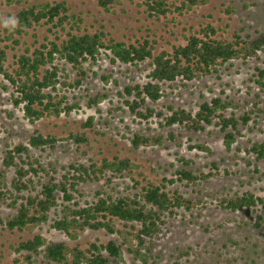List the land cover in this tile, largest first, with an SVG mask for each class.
<instances>
[{"label":"trees","instance_id":"1","mask_svg":"<svg viewBox=\"0 0 264 264\" xmlns=\"http://www.w3.org/2000/svg\"><path fill=\"white\" fill-rule=\"evenodd\" d=\"M7 1L25 5L17 13V24L12 25L13 30L4 37L12 40V44L0 45V89L10 92V101L21 108L24 118L29 121L68 116L79 110L81 96L78 91H89L90 78L98 76L95 66L106 56L112 64L136 67L148 64L145 82H130L119 92L124 104L122 109L129 111L139 123L157 118L162 127L170 128L167 137L134 132L130 137L134 149L176 140V134L171 130L175 126L201 132L206 126L215 125L223 134L225 148L230 151L249 126L253 111L239 115L233 100L222 96L199 103L196 110L167 104L165 111L152 104L166 96L165 84L178 80L187 88L194 80L213 75L220 77L227 63L232 65L237 60L246 62L258 58L264 52V32L253 37L247 32L243 35L244 28H240L231 38L218 37L216 28L209 24L186 35L184 44H174L171 50L156 53L155 41L148 38L127 42L105 28L93 32L82 30V18L72 11L66 0ZM207 1L140 0L138 4L145 6L150 17L161 19L175 13L183 15ZM97 3L110 12L120 6L122 0H97ZM228 11L232 12L233 8ZM38 26H48L54 39L48 37L35 46L23 41L26 47L15 52L13 61L9 62V49H20L17 47L21 40ZM4 39L0 34V44ZM112 77L111 73L101 75L105 84ZM250 80L263 90L264 67H256ZM113 82L118 84L117 79ZM107 96L101 92L88 93L87 106L97 107ZM258 110L264 112L262 108ZM92 119L89 117L84 125L90 126ZM66 139H72L80 146L90 142L85 132H70ZM60 141L55 135H45L37 130L28 139V144L21 142L7 151L4 167L0 168V225L12 232L32 231L49 225L71 240L86 229L104 230L117 238L104 243L93 241L84 248L79 243L71 245L65 240H48L36 234L22 240L16 248L27 264H34L38 255L49 264H115L123 257L124 246L135 261L149 264L153 260L154 238L164 232L168 217L186 212L193 215L207 206L202 198L194 199L174 186L176 183L196 185L216 175L212 170L194 169L193 159L179 156L177 159L182 165L172 177L163 176L154 181L141 172L139 175L145 182L141 185L142 182L133 175L140 165L130 156L103 157L101 161L90 158L88 162L76 159L61 165L58 170L51 162L43 163L35 153L31 155L32 148L55 150ZM188 147L212 153L211 146L205 143L190 142ZM245 152L253 156L256 163L263 161L264 139L249 141ZM213 166L218 169L217 163ZM256 167L258 172L257 164ZM12 169L14 174L10 179L8 175ZM121 178H130L133 184H127L129 192L115 193L112 184ZM92 182H100L102 187L94 192L93 198L83 201L81 197L87 194L81 188ZM258 205L264 206V195L252 190L219 198V207L231 212L254 211ZM231 242L236 243L235 240ZM191 264L219 263L196 261Z\"/></svg>","mask_w":264,"mask_h":264},{"label":"rangeland","instance_id":"2","mask_svg":"<svg viewBox=\"0 0 264 264\" xmlns=\"http://www.w3.org/2000/svg\"><path fill=\"white\" fill-rule=\"evenodd\" d=\"M38 1L40 0H30V3ZM66 1L72 11L82 18V30L85 28L93 32L105 28L118 39L127 42L148 38L155 41L156 53L171 50L174 44H184L186 35L209 24L216 28L218 37L231 38L240 28H244L241 32L243 35L247 32L253 37L264 32V0H208L206 4L194 6L183 15L175 13L161 19L150 17L145 6H139L140 0H122V4L110 12L100 7L97 0ZM24 5L0 0V34L3 39L13 30L12 24L6 25L5 21L14 18L17 24V13ZM230 8H233L232 12L228 11ZM48 37L54 39V34L48 30V26H38L31 30L21 40L22 43L17 47L20 49H9V62L13 61L15 52L24 50L26 44L23 41L27 42V45L35 46ZM10 44L12 40L4 39L0 45ZM258 66L264 67V52L258 58L246 62L237 60L232 65L227 63L220 77L213 75L194 80L187 88L178 80L165 84L166 96L158 103L152 104L155 108L165 111L167 104L196 110L199 103L222 96L233 100L235 112L239 115L253 111L249 126L243 130L244 135L238 138L230 151L225 148L223 134L215 125L206 126L201 132H190L175 126L171 130L176 134V140L164 141L162 145L153 147L133 148L130 137L134 132L167 137L170 129L162 127L157 118L139 123L129 111L122 109L124 104L119 92L130 82H145L148 64L139 67L112 64L104 56L95 66L98 76L90 78L89 86L87 85L89 91H78L81 96L79 110L68 116L45 117L34 123L24 118L21 108L12 104L9 99L10 92L0 89V168L4 167L3 161L7 151L21 142L28 144V139L37 130L45 135H55L61 141L55 150L41 151L31 147V155L35 153L43 163L51 162L58 170L61 165L76 159L88 162L90 158L101 161L103 157L112 159L114 156H130L140 165L133 175L143 185L144 177L154 181L163 176L172 177L182 165L177 159L179 156L193 159L194 169L200 168L204 172L212 170L216 175L196 185L185 186L176 183L174 186H178L182 192L194 199L202 198L207 206L196 210L193 215L186 212L168 217L164 232L154 238L153 260L149 264H191L196 261L264 264V206L258 205L254 211L249 212L246 209L231 212L219 207V198L226 194L252 190L264 195V160L256 163V159L245 152L249 141L264 139V112L258 110H264V89L261 90L250 80ZM108 73L113 77L105 84L101 75ZM114 79L118 80L117 85L114 84ZM100 92L107 93V98L97 107H88V93L95 95ZM91 116L92 124L85 126L84 123ZM70 132H85L90 142L80 146L72 139L67 140ZM190 142L205 143L211 146L212 153L190 149ZM214 162L217 163L218 169L214 168ZM256 164L258 172L255 169ZM141 172L144 177L139 175ZM13 174L14 169L8 175L10 179ZM115 181L112 184L115 193L129 192L126 189L127 184H133L130 178ZM100 187V182L83 185L81 189L87 194L81 197L83 201L93 198L94 192ZM36 234H41L48 240H65L71 245L79 243L84 248L89 247L93 241L104 243L110 238H117V235L104 230L86 229L75 240H71L49 225L23 232H12L0 225V264H27L23 254L16 248L22 240L32 238ZM123 250V257L116 260L115 264H143L131 257L126 246ZM36 258L34 264H49L42 255Z\"/></svg>","mask_w":264,"mask_h":264},{"label":"clouds","instance_id":"3","mask_svg":"<svg viewBox=\"0 0 264 264\" xmlns=\"http://www.w3.org/2000/svg\"><path fill=\"white\" fill-rule=\"evenodd\" d=\"M8 23H11L13 25V27L15 26L16 24V20L13 18L11 19L10 21H5V24L7 25Z\"/></svg>","mask_w":264,"mask_h":264}]
</instances>
